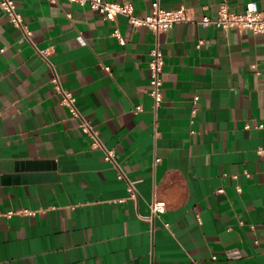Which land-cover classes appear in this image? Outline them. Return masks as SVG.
I'll return each instance as SVG.
<instances>
[{
	"label": "crops",
	"instance_id": "obj_1",
	"mask_svg": "<svg viewBox=\"0 0 264 264\" xmlns=\"http://www.w3.org/2000/svg\"><path fill=\"white\" fill-rule=\"evenodd\" d=\"M14 1L34 44L0 8V264H264V33L194 22L162 33L155 111L149 27L68 0ZM110 1L145 16L154 0ZM250 1L264 9L161 5L200 19ZM35 46L116 163L60 103ZM154 201L166 208L152 216Z\"/></svg>",
	"mask_w": 264,
	"mask_h": 264
},
{
	"label": "built area",
	"instance_id": "obj_2",
	"mask_svg": "<svg viewBox=\"0 0 264 264\" xmlns=\"http://www.w3.org/2000/svg\"><path fill=\"white\" fill-rule=\"evenodd\" d=\"M51 3H57V0H48ZM72 3H78L80 5H88L92 10L97 11L105 19L114 20L117 15L122 14L128 18V21L134 27L146 26L149 27L155 34L156 41L153 48L150 50L149 70L150 77V90L149 94L153 98L152 108L157 111L163 100V74L165 66V57L161 48V34L171 29L178 23L194 22L202 27H208L210 25H216L223 29H237L239 31L249 30L254 34L264 33V9H261L257 1H250L247 3L243 12H235L230 9L227 3L223 2L220 5L217 16L204 15L200 19H197L190 13L185 6H181L175 9H166L161 5V0H154L152 2V11L145 15L139 16L135 14L134 7L129 2H118L110 0H68ZM0 8L7 14L10 22L14 27L19 29L24 39L33 43L32 30L25 23L23 15L18 10L14 0H0ZM114 35L119 37L120 41L124 43V39L121 36L118 29L114 31ZM34 44V43H33ZM37 53L48 62L50 65L53 76L51 82L54 85L56 93L60 95V103L65 106L70 114L79 119L80 129L88 134L93 139V145L102 147L105 150V158L108 161L116 163V151L106 147L101 140L98 131L94 128L91 121L82 115L77 107L76 99L72 91L64 87L60 75L56 71L54 65L49 59L50 51L45 48L36 47ZM109 70V67H106ZM195 100H198L196 97ZM142 106L139 105L137 110H142ZM260 127L264 128V124H260ZM261 153H264V147L259 149ZM120 178H126L128 180V189L130 197L137 198V189L135 181L128 179L121 170L119 173ZM166 203L163 201H154L152 203V216L165 211Z\"/></svg>",
	"mask_w": 264,
	"mask_h": 264
}]
</instances>
